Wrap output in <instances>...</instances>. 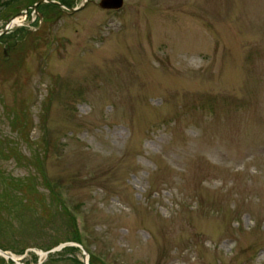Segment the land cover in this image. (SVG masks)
<instances>
[{
    "label": "rangeland",
    "instance_id": "1",
    "mask_svg": "<svg viewBox=\"0 0 264 264\" xmlns=\"http://www.w3.org/2000/svg\"><path fill=\"white\" fill-rule=\"evenodd\" d=\"M36 1L0 0V264H264V0Z\"/></svg>",
    "mask_w": 264,
    "mask_h": 264
},
{
    "label": "water",
    "instance_id": "2",
    "mask_svg": "<svg viewBox=\"0 0 264 264\" xmlns=\"http://www.w3.org/2000/svg\"><path fill=\"white\" fill-rule=\"evenodd\" d=\"M87 1L88 0H83L82 4H80L79 6L72 7L70 9V12H75L76 10L83 8L86 5ZM100 5L102 7H105V8H120L123 5V0H101ZM35 8H36V6H35ZM11 20H9V22L5 25L2 33H0V34L7 33L9 31V28H10L9 24H10ZM63 247H65V244H60V245H57L54 248H52L50 251H55V250L61 249ZM50 251H42V252H40V254L41 255H44V254L47 255ZM0 254L6 256L7 258L16 259L12 254L8 253L6 250H3L2 248H0ZM39 262H40V260H39ZM85 263H86V261H85Z\"/></svg>",
    "mask_w": 264,
    "mask_h": 264
},
{
    "label": "flooded vegetation",
    "instance_id": "3",
    "mask_svg": "<svg viewBox=\"0 0 264 264\" xmlns=\"http://www.w3.org/2000/svg\"><path fill=\"white\" fill-rule=\"evenodd\" d=\"M38 4H36V10H35V6L34 4H28L27 5V9L24 10L23 13H27L29 12V10H32V12H36L38 14H40V17H44L46 15V13L43 12L44 9H51V10H54L55 8H57L60 12H63V11H66V8L64 6H67V7H71L73 5L72 2H70L69 0H37ZM36 1V2H37ZM28 2V1H27ZM61 3L64 4L61 5Z\"/></svg>",
    "mask_w": 264,
    "mask_h": 264
},
{
    "label": "bare ground",
    "instance_id": "4",
    "mask_svg": "<svg viewBox=\"0 0 264 264\" xmlns=\"http://www.w3.org/2000/svg\"><path fill=\"white\" fill-rule=\"evenodd\" d=\"M16 23H17V24H20V20H19L18 17H14V18H12V20H11L9 26L11 27V26L15 25ZM13 256H14V255H13Z\"/></svg>",
    "mask_w": 264,
    "mask_h": 264
},
{
    "label": "trees",
    "instance_id": "5",
    "mask_svg": "<svg viewBox=\"0 0 264 264\" xmlns=\"http://www.w3.org/2000/svg\"><path fill=\"white\" fill-rule=\"evenodd\" d=\"M75 239L76 242H81L80 234L77 231L75 232Z\"/></svg>",
    "mask_w": 264,
    "mask_h": 264
}]
</instances>
